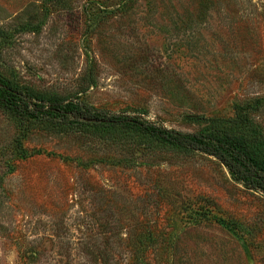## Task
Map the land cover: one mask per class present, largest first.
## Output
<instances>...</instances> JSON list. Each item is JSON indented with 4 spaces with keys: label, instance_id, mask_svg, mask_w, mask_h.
<instances>
[{
    "label": "rangeland",
    "instance_id": "1",
    "mask_svg": "<svg viewBox=\"0 0 264 264\" xmlns=\"http://www.w3.org/2000/svg\"><path fill=\"white\" fill-rule=\"evenodd\" d=\"M0 77L176 131L247 118L264 135V0H0ZM92 130L0 107V264H264V191L211 155Z\"/></svg>",
    "mask_w": 264,
    "mask_h": 264
},
{
    "label": "trees",
    "instance_id": "2",
    "mask_svg": "<svg viewBox=\"0 0 264 264\" xmlns=\"http://www.w3.org/2000/svg\"><path fill=\"white\" fill-rule=\"evenodd\" d=\"M0 107L16 118L57 127L63 132L87 128L170 149L199 151L215 157L236 182L264 191V135L242 132V127L251 125L247 118L229 129L218 123V127L207 131H176L138 118L109 114L76 101L44 99L2 77Z\"/></svg>",
    "mask_w": 264,
    "mask_h": 264
}]
</instances>
